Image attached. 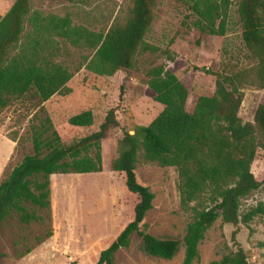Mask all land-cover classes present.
<instances>
[{"label":"trees","instance_id":"trees-1","mask_svg":"<svg viewBox=\"0 0 264 264\" xmlns=\"http://www.w3.org/2000/svg\"><path fill=\"white\" fill-rule=\"evenodd\" d=\"M156 1L131 0L127 18L114 19L103 32L72 26L67 17L31 12L29 0H14L0 17V111L15 101L28 99L35 111L32 118L38 120L29 126L33 154L23 157L0 183V224L11 211L23 224L39 221L23 204L47 209L52 175L100 172V142L118 126L114 110L110 109L96 132L69 144L60 142L43 104L55 95H69L66 85L72 74L54 61L60 49L54 42L49 45L48 36L92 50L84 66L90 73L105 77L119 71L128 73L133 71L137 57L154 52L146 36ZM172 1L187 7L191 29L215 37L225 36L229 8L235 1L249 64L217 75L214 94L197 98L192 113L185 110L187 91L174 74L162 66L147 73L146 85L153 93V101L163 108L147 126H135L132 133L124 132L117 142L110 173L120 221L115 233L92 250L89 264H115V253L129 247L133 234L140 238L141 250L147 256L170 260L177 252V241L158 239L147 232L145 215L152 208L154 195L137 175L139 152L146 163L174 168L180 207L192 213L182 238V264H191L197 258L199 243L217 219L234 228L231 242L235 251L214 264H248L235 239L237 229L264 215L262 205L240 214L241 200L264 184V175L258 180L250 171L257 151L264 153V104L255 109L253 125L242 124L237 116L244 89L264 90V0ZM25 22L31 31L22 43ZM92 123L90 111L68 119L73 128ZM44 150L47 152L42 154ZM205 195L209 206L197 208Z\"/></svg>","mask_w":264,"mask_h":264},{"label":"rangeland","instance_id":"rangeland-1","mask_svg":"<svg viewBox=\"0 0 264 264\" xmlns=\"http://www.w3.org/2000/svg\"><path fill=\"white\" fill-rule=\"evenodd\" d=\"M13 1L0 0V17ZM29 3L31 12L67 17L72 26H81L91 32H103L117 18L124 21L131 7V0H29ZM189 14L185 5L157 0L146 36L154 52L137 57L133 71H119L111 77L85 70L86 60L93 55L89 48L74 47L48 36L49 45L54 42L60 49L54 61L72 74L66 85L69 95H55L43 104L60 142L69 144L96 132L110 109L114 110L118 126L110 129L100 142V172L52 175L49 177V207L38 209L23 204L29 214L40 218L39 221L23 224L15 211L8 214L0 224V264H89L92 250L100 248L115 233L120 211L115 206L116 191L111 182L110 165L117 155V142L123 133H132L135 126H147L163 108L153 101V93L146 85L147 73L152 68L162 66L175 75L187 91L185 110L192 113L197 98L214 94L217 75L248 66L235 1L229 8L223 37L191 29ZM30 31L29 23L25 22L22 43L28 39ZM242 92L237 116L242 124L253 125L255 109L264 104V90L248 88ZM84 111L91 112L92 125L70 127L68 119ZM34 112L28 99L15 101L0 111V183L23 157L33 154L29 126L38 123L32 118ZM257 135L255 131L256 139ZM250 171L258 180L263 178L262 151H257ZM136 172L140 182L154 195L152 208L145 215L147 232L158 239L175 240L179 245L170 260L150 257L142 252L140 238L133 234L129 247L115 253L114 263L182 264V238L192 213L180 207L177 174L174 168L146 163L141 152ZM257 205L264 206V184L249 198L241 200L240 214ZM207 206L205 195L196 207ZM233 231L232 226L217 219L206 230L198 245V256L191 264H214L235 251L231 242ZM235 239L245 252L248 264H264V215L246 225L240 224Z\"/></svg>","mask_w":264,"mask_h":264}]
</instances>
